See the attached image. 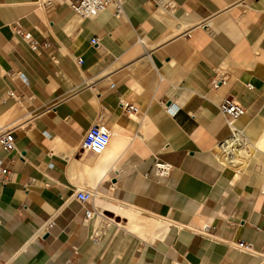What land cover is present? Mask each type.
<instances>
[{"label":"crops","instance_id":"1","mask_svg":"<svg viewBox=\"0 0 264 264\" xmlns=\"http://www.w3.org/2000/svg\"><path fill=\"white\" fill-rule=\"evenodd\" d=\"M47 1L0 0V135L15 145L0 146V264H264V0H124L122 18L83 21ZM228 96L246 109L237 166L217 150ZM98 122L109 146L83 152ZM156 157L173 166L160 182Z\"/></svg>","mask_w":264,"mask_h":264},{"label":"built area","instance_id":"2","mask_svg":"<svg viewBox=\"0 0 264 264\" xmlns=\"http://www.w3.org/2000/svg\"><path fill=\"white\" fill-rule=\"evenodd\" d=\"M61 2H66L69 7L74 12L75 16L80 20L93 19L99 16L102 12L106 10H111L115 17L122 18L125 14L124 10V0H59ZM53 2L51 0L46 2V6H52ZM16 32L22 34L24 40L28 43V45L33 49L37 50L39 45L37 40L31 35L30 32L22 31L19 27H15ZM98 39H92V44H97ZM79 62H82V59H78ZM220 83H222V79L218 77H213L210 79V84L213 87H217ZM115 84H111L113 88ZM9 96H14L15 93L13 91L8 92ZM122 107L129 114H137L139 112V108L134 103H130L127 101H122ZM220 112L226 117L227 124L230 125L232 129V134L229 139L226 141L220 142L217 145V150L221 156L223 163L236 165L240 164L243 160H238L235 156L234 150L235 148L243 147L245 150V146L247 144L246 138L243 132L237 129L234 126V122L241 117L246 109L245 107L239 103L233 96H228L223 99V101L219 105ZM103 118V115H100L99 119ZM111 140V133L108 129L102 125L101 122L96 123L90 129H88L84 135V138L81 142V150L83 152L92 153L94 155H101L106 151L109 146ZM0 146L2 149L9 151L14 149V135L13 130L10 129L0 135ZM173 171V166L156 157L155 166H154V174L158 178V181H161V178L168 177ZM3 174L7 173V169L2 170ZM150 173H145L144 177L148 178ZM10 178L8 175L3 176V182L9 181ZM116 191V184L110 182L105 193L107 198H113ZM96 192L94 190H80L76 193V198L81 203H87L93 201L95 198ZM93 215L92 211L86 210V219H90ZM237 248L246 252H253L252 243L240 240L237 242Z\"/></svg>","mask_w":264,"mask_h":264},{"label":"bare ground","instance_id":"3","mask_svg":"<svg viewBox=\"0 0 264 264\" xmlns=\"http://www.w3.org/2000/svg\"><path fill=\"white\" fill-rule=\"evenodd\" d=\"M234 153H235V156L238 160H241L243 159L242 157V150H241V147L240 148H235L234 150ZM245 162V161H243ZM242 163V162H241ZM243 164V163H242ZM240 164V165H242ZM237 166V165H236ZM143 223H157V220L154 218V217H149V216H146L143 218Z\"/></svg>","mask_w":264,"mask_h":264}]
</instances>
